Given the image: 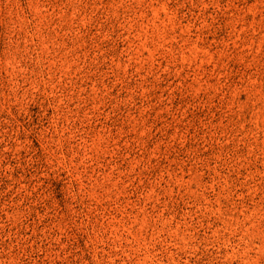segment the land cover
Listing matches in <instances>:
<instances>
[{"label": "rangeland", "instance_id": "374dc122", "mask_svg": "<svg viewBox=\"0 0 264 264\" xmlns=\"http://www.w3.org/2000/svg\"><path fill=\"white\" fill-rule=\"evenodd\" d=\"M0 264H264V0H0Z\"/></svg>", "mask_w": 264, "mask_h": 264}]
</instances>
